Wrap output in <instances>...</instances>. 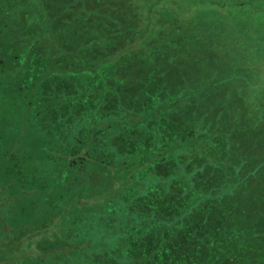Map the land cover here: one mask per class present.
<instances>
[{
	"label": "rangeland",
	"instance_id": "1",
	"mask_svg": "<svg viewBox=\"0 0 264 264\" xmlns=\"http://www.w3.org/2000/svg\"><path fill=\"white\" fill-rule=\"evenodd\" d=\"M152 2L0 0V264H264V0Z\"/></svg>",
	"mask_w": 264,
	"mask_h": 264
},
{
	"label": "trees",
	"instance_id": "2",
	"mask_svg": "<svg viewBox=\"0 0 264 264\" xmlns=\"http://www.w3.org/2000/svg\"><path fill=\"white\" fill-rule=\"evenodd\" d=\"M87 1V0H86ZM159 2V0H154V2H152V3H149L148 5H147V7L149 8V9H151V7L154 5V3H158ZM90 3V2H89ZM49 6H51V4H49ZM56 6V4H54L52 7L54 8ZM57 11V10H56ZM90 13H88V14H85V15H89ZM96 21H99L98 19H96L95 21H94V23H95V26H97V23H96ZM107 23V22H106ZM78 24V21L76 22V24H74L73 26L75 27V25H77ZM69 27V28H72V29H74V27ZM71 30V29H70ZM80 29H75V32H77V31H79ZM80 32V31H79ZM78 32V33H79ZM78 33H75V37H76V34H78ZM119 34V33H118ZM88 45H90V43L88 44V43H86L85 45H82V46H80V47H86V46H88ZM78 51V50H77ZM68 52H70V54L71 55H79L78 57H80V58H82V55L80 54V52H77L76 53V51H71V49L68 51ZM103 60H105V58H101V57H98V61H103ZM84 69V68H83ZM49 76V75H48ZM48 76H45V77H38V78H35L34 79V86H35V89H36V86H40V84L42 83V81L44 80V78H46V77H48ZM34 89V93L37 91V90H35ZM37 97V96H36ZM58 218H60V216L58 217ZM58 219H57V217L56 218H53V222L55 223L56 221H57Z\"/></svg>",
	"mask_w": 264,
	"mask_h": 264
}]
</instances>
